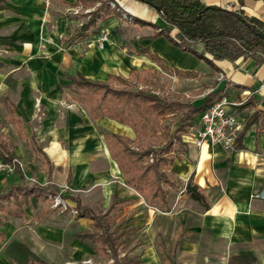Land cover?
<instances>
[{
	"label": "crops",
	"instance_id": "obj_1",
	"mask_svg": "<svg viewBox=\"0 0 264 264\" xmlns=\"http://www.w3.org/2000/svg\"><path fill=\"white\" fill-rule=\"evenodd\" d=\"M86 1L0 4V139L15 159L27 164L23 181L46 187V200L28 201L22 218L5 217L0 227L2 249L15 240L41 261H49L41 257L47 248L52 250L51 260L80 259L95 243L75 236L93 228L90 219L76 216L75 201L103 213L115 197L123 201L109 213L112 219L120 212L115 225L110 219L112 227L120 224L116 241L122 245L128 229H137L144 262L154 263L162 246L170 252L165 264L264 262V200L251 199L264 189V60H214L212 68L163 36L150 37L165 22L159 11L136 0H114L116 10L124 15L96 19L84 37L69 41L83 22L78 25L68 11ZM200 1L227 5L264 24V0ZM157 17L159 26L154 25ZM100 32H106L108 39L98 49L93 39ZM145 48L161 65L140 52ZM131 70L156 71L158 78L166 75L170 91L190 97L192 104L218 91L239 124L232 149L196 147L193 134L199 114L194 117L179 137L178 150L169 152L172 160L166 172L174 187H165L163 208L147 205L142 194L123 183L101 134L130 141L135 138L133 129L109 117L92 119L84 106L69 100L65 87L68 76L106 82L109 75L127 78ZM17 176L12 184L0 176V188L18 183ZM187 184L202 190L205 207L188 196ZM53 195L62 197V203L52 207Z\"/></svg>",
	"mask_w": 264,
	"mask_h": 264
},
{
	"label": "trees",
	"instance_id": "obj_2",
	"mask_svg": "<svg viewBox=\"0 0 264 264\" xmlns=\"http://www.w3.org/2000/svg\"><path fill=\"white\" fill-rule=\"evenodd\" d=\"M6 0H0V4ZM94 0H89L93 2ZM160 12L165 25L155 31L150 37L163 36L171 44L182 51H187L196 58L203 60L214 68V60L233 61L239 57H251L256 61L264 60V24L241 15L231 9L212 5H205L200 0H136ZM89 2H85L89 5ZM115 13L109 11L107 4H101L92 12V17L70 36L69 41H75L85 36V30L94 24L96 19L103 20ZM173 29V35L169 30ZM185 41L199 42L202 51L190 47ZM140 52L159 63V59L146 48ZM208 54V55H207ZM1 66V65H0ZM141 72L131 70L127 78L108 76L109 81H92L76 74L68 76L69 99L84 106L92 119L109 117L110 119L130 126L136 138L152 139L161 135L163 139L158 148L153 149L145 145L132 147L126 138L115 134H104L103 140L109 155L116 163L123 177V183L134 191L142 194L149 206L159 204L165 206V187H174L169 180L166 169L172 160L170 151H177L175 144H180V135L185 133L193 124V119L210 104L222 98L218 91L210 92L195 104L182 102L177 99L165 100L161 97L142 92L141 90H128L111 86L116 84L144 83L146 85L162 88L158 81L156 71H150V77H141ZM191 75L190 72H184ZM178 97L177 94H174ZM171 117L175 126L172 128L161 126V121ZM11 123L16 124L17 119L12 117ZM0 150L4 152V160L15 159L8 150L5 142L0 139ZM20 181L14 185L0 188V227L4 226L6 216L22 218L24 209L30 200L45 201L46 187L23 181L21 172ZM185 191L188 196L206 206L202 190L187 184ZM123 201L112 198L109 208L103 212L80 206L75 201L76 216L90 219L94 230L83 231L75 236L88 239L98 244L99 253L105 254L110 259L109 264H140L138 260L118 257L117 251L121 244L116 241L120 224L111 226L110 210ZM4 238L0 230V241ZM6 255L12 259L21 260L24 264H47L36 258L29 249L20 242L10 241L5 247ZM8 264H14L10 261Z\"/></svg>",
	"mask_w": 264,
	"mask_h": 264
},
{
	"label": "rangeland",
	"instance_id": "obj_3",
	"mask_svg": "<svg viewBox=\"0 0 264 264\" xmlns=\"http://www.w3.org/2000/svg\"><path fill=\"white\" fill-rule=\"evenodd\" d=\"M86 2H89L88 0ZM79 6L69 10V15L70 17L72 16L73 18H75L78 22V25H80L82 22L85 23L87 22L91 17H92V12L98 8L101 4H107V7L109 9V11H112L116 14L117 17H120L122 15H124L123 12H120L118 10H116L115 7V1L114 0H94L93 2H89L88 4L90 5L89 7H87L85 4L83 3H76ZM125 19L129 17L128 16H124ZM116 18V17H115ZM140 19H146V17H137ZM160 18V17H159ZM158 17L155 18L154 25H158L161 23V20ZM127 19V20H128ZM133 24V23H131ZM136 28H140V25L136 24L135 25ZM93 29V27H91ZM91 30V29H89ZM170 30H173L170 28ZM169 30V31H170ZM94 40V39H93ZM187 45H189L190 47H193L195 49H197L198 51H202V47L201 44L199 42H190V41H185ZM208 55V54H207ZM141 77H150V71L145 70L142 71L140 74ZM161 78H158V81L160 82V84H162V88L156 87V86H151V85H146L144 83H137V84H132L130 81L126 84V87L123 84H116L115 82L111 83V86L114 87H121V88H126L128 90H141L142 92H146L158 97H161L165 100H173V99H177L179 101H185L188 102V100H190V97H178L175 96L173 94V92L170 91L169 89V79L166 75L164 74H160ZM70 96V93H69ZM69 98V97H68ZM70 100V99H69ZM8 117V116H7ZM3 123V122H2ZM1 126V125H0ZM161 126L163 127H169L172 128L175 126V121L174 119H171V117H166L161 121ZM102 135L106 134L101 132ZM129 141V140H128ZM163 139L161 138V135L159 133V135H157V137L152 138V139H146V138H134L132 140L129 141V144L132 147H137V146H149L152 147L153 149H156L159 147V145L162 143ZM178 144H175L174 146L177 147ZM170 154V153H169ZM0 157L4 158V156L1 153L0 150ZM20 164H21V170L20 172L23 174H25V172H27V164L20 158L16 159ZM17 171L13 172L11 174H4V173H0V176L3 177L6 181H9L11 179V181H9V184L11 183H15L18 181V176H17ZM27 174V173H26ZM27 179V177H26ZM258 191V190H257ZM256 191V192H257ZM61 200H63L62 197H59ZM251 199H255L251 196ZM144 200V199H143ZM51 206L54 207L52 200L50 201ZM47 206V205H46ZM120 219V212L117 211L114 215V217L111 219V224L115 225ZM88 229L94 230V228L88 226ZM137 229H135L134 227L131 229H128V236H126L124 238V240H122V245L120 246V249L117 251V255L118 257H125L128 258L130 260H138L141 264H165L170 262V252L168 251V248H164V246H162V249L160 247H158L160 249V251L158 252V258L157 260L153 263V262H144L141 260L140 258V253H139V249H141V247L139 246V242L138 241V237H137ZM98 244H90L89 248L90 251L88 252V254H86L85 256H82L80 259H75V260H67L66 258L62 259H54L51 260L52 258H50V254L49 251H52L50 248H47L44 250V253L42 254L47 260L49 261H42L43 263H47V264H109L111 262V260H108L105 254H108V251L105 250L102 253H99L98 251ZM45 252H48L45 253ZM65 257H67V255H65ZM0 264H8L10 261H13L14 264H24L21 260H17V259H12L11 257L9 258L6 254L5 251L2 249V246L0 245ZM163 259V260H162ZM36 264V263H33ZM205 264H220L219 262H212V261H208L205 262ZM261 264H264V262H261Z\"/></svg>",
	"mask_w": 264,
	"mask_h": 264
},
{
	"label": "built area",
	"instance_id": "obj_4",
	"mask_svg": "<svg viewBox=\"0 0 264 264\" xmlns=\"http://www.w3.org/2000/svg\"><path fill=\"white\" fill-rule=\"evenodd\" d=\"M228 6L225 5V9ZM108 36L106 32H100L94 43L98 49L103 48ZM239 124L235 114L231 110L230 103L223 97L210 104L205 110L199 113V126L193 134V144L201 146H219L222 150L228 151L235 145ZM21 170V164L16 160L6 161L0 157V173L11 174ZM255 199L264 200V189H260L251 195ZM53 205L61 204L58 195L52 196Z\"/></svg>",
	"mask_w": 264,
	"mask_h": 264
}]
</instances>
